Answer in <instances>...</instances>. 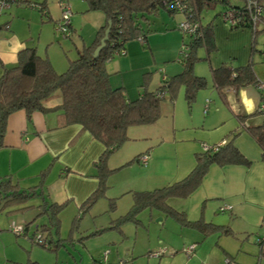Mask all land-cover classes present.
<instances>
[{
	"label": "rangeland",
	"instance_id": "374dc122",
	"mask_svg": "<svg viewBox=\"0 0 264 264\" xmlns=\"http://www.w3.org/2000/svg\"><path fill=\"white\" fill-rule=\"evenodd\" d=\"M39 1L41 3L37 0L12 2L11 13L6 11L7 15L0 17L15 19L9 28L2 29L4 33H0V38L14 42L31 37L28 43L34 44L37 53L47 57L60 74L66 70L69 61L76 59L77 49L92 42L104 24V14L88 11L85 0H67L73 13L72 26L68 27V36L63 37L60 33L55 34V23L52 24L60 19L57 0ZM44 1L55 6L50 14L47 5L42 4ZM33 3L42 5L34 8ZM18 7L32 18L36 15L38 26L26 20L25 24L19 22L18 19L24 20L15 14ZM220 12L223 10L218 3L204 9L202 23L219 19ZM40 17L48 27L42 28L39 40ZM180 18L179 13L169 16L166 12H159L152 19V29L149 27L148 46L143 48L138 40H131L127 45H134V50L129 48L128 53L114 54L106 64L111 85L124 87L128 98L135 100L141 93L158 88L162 78L180 73L181 31L175 28L167 35L159 32L163 19L177 23ZM29 25H32L31 31ZM45 30L48 37L43 39ZM261 37L264 33L258 35V39ZM201 51H198L200 58L204 56L199 54ZM111 64L113 66L109 67ZM193 72L205 75L206 87L196 93L189 105L184 98V87H179L173 101L164 96L156 122L128 129L129 139L107 159V168L111 172L105 179L104 194L93 206L86 212L80 210L87 195L81 204L68 201L63 207L58 231L50 229L48 239L53 248L54 241L60 240L56 248H43L32 239L36 226L49 224L46 215L37 216L39 209L31 208L9 216L0 214V227L5 229L0 232V264H24L29 260L39 264H182L190 258L184 253L185 248L192 245L200 264H224L225 260H229V264H255L258 258L264 259V243L259 244V239L264 240V161L260 160H252L245 169L246 173H241L245 168L242 166L211 164L201 186L191 197L168 202L174 209L184 211L190 221L202 218L205 222L228 227L230 232L227 234L218 229L203 235L197 229L180 226L156 209H143L138 214V224L127 221L119 229L110 228L112 220L130 209L133 202L131 191H151L178 181L187 172L179 174L174 181L173 175L187 167L189 173L195 165V155L204 152L203 145H216L223 139H230L232 133H236L235 141L239 142L241 132L246 135L242 141L245 138L247 144L251 142L249 134L238 124L231 108L213 87L207 61H196ZM229 96V104L233 103L235 110L237 100L232 94ZM206 100L210 102L209 109L205 110ZM252 148L254 156L250 157L260 155L254 145ZM137 155H146L147 165L137 161L127 164ZM160 177L164 179L159 180ZM110 200L114 203L113 209L109 207ZM225 205L232 210L221 212ZM12 224L28 226L24 234L17 236L10 229ZM104 252H108L105 260Z\"/></svg>",
	"mask_w": 264,
	"mask_h": 264
},
{
	"label": "trees",
	"instance_id": "16d2710c",
	"mask_svg": "<svg viewBox=\"0 0 264 264\" xmlns=\"http://www.w3.org/2000/svg\"><path fill=\"white\" fill-rule=\"evenodd\" d=\"M1 1H8L9 5L12 2H17V0ZM85 1L88 11L102 12L106 21L99 27L89 45H83L77 49L76 59L68 62L64 72L59 74L55 71L47 57L40 56L35 47L19 50L14 66L5 67L0 61L2 68L0 76V147L10 114L23 110L30 121L32 113L46 112L48 109L45 108L44 103L56 95L61 99V104L54 109L57 112V127L78 125L81 132L89 133L103 146V151L94 164L98 186L81 204L82 212L88 211L97 198L104 194L105 179L111 172L107 168V159L129 139L128 129L132 126L156 122L160 117V104L164 96L167 95L173 101L179 87H184V98L188 105L194 100L196 93L206 87L204 77L197 76L193 72L196 61H208V56L216 51L212 28L214 18L202 23L201 12L204 9L211 8L218 3L223 12L232 10L236 14V24L229 27L231 30L248 29L253 40L257 34L264 33V15H261L258 23L253 24L244 7L246 0ZM254 1L264 7V0ZM176 3L180 4V10L175 6ZM161 11L169 15L182 13L183 19L189 23H199L196 35L182 34L180 50L182 71L180 73L163 78L160 86L154 91L143 92L137 99L129 100L123 87L111 86L106 64L116 51L121 49L125 53L124 44L128 41L141 37L144 40L141 45L145 46L146 37L153 26L152 19ZM223 12H220L219 15ZM108 19L111 26L106 46L94 58L93 51L99 46L100 40L104 36ZM252 48L254 50V46ZM201 49L204 51L202 58L198 55V51ZM210 75L213 87L220 99L231 108L243 130L256 142L261 151V160H264V117L257 111L262 117V123L248 126L245 123L247 116L236 113L232 103L229 104L230 91H238L247 85L255 87L258 83L252 62L248 61L247 64L239 67H233L230 63H222L216 68H211ZM235 136L236 133H232L230 139H223L214 145L217 146L214 151L203 150V153L196 154L193 169L180 180L151 191H131L133 202L130 209L124 215L112 220L110 228L119 229L127 221L138 224V214L143 209H156L164 216L174 219L180 226L197 229L203 235L218 229H223L226 234L229 233L228 227L205 222L202 218L194 221L188 220L184 211L174 209L168 202L170 199L189 198L200 187L211 164L248 167L251 162L235 147L233 143ZM140 156H135L127 164L133 161L139 162ZM39 175H43V173ZM42 187V176L37 185L28 188H21L10 177H0V214L9 216L23 213L31 208L39 209L37 216L46 215L49 224L45 223L35 227L32 237L40 234L42 241L34 243L53 250L61 242L56 240L54 248L50 246L48 240L51 235L50 229L58 231L59 214L68 201L61 204L48 202ZM36 201L39 203L34 204ZM109 207L114 208L113 201L109 203ZM27 226H23L24 232L22 233H25ZM50 240L53 241L52 238ZM262 243L264 240L259 239V244L262 245ZM24 264L38 263L27 261Z\"/></svg>",
	"mask_w": 264,
	"mask_h": 264
},
{
	"label": "crops",
	"instance_id": "0c3cea01",
	"mask_svg": "<svg viewBox=\"0 0 264 264\" xmlns=\"http://www.w3.org/2000/svg\"><path fill=\"white\" fill-rule=\"evenodd\" d=\"M37 1L40 2L39 0ZM33 4L35 6H33ZM33 4L32 7L34 8H38L39 5L42 4L47 5L49 14L50 11H54L55 7L53 3L48 5L47 1H44L42 4ZM12 9L13 6L10 4L9 8L3 10L2 14H5L4 16H6V11L11 13ZM16 9L15 14H19L24 20L23 22L18 19L19 22L25 24L26 20L28 23L38 26V18L36 15H33L32 18V15H27V13L22 11L20 7ZM4 16L0 17V33H4L2 29L5 26L9 28L12 20L15 19L14 17H10L9 19L6 17L4 18ZM180 16L181 18L178 22L183 21V16L181 14ZM41 19L42 17H40L42 25L40 26L39 40L41 38L42 28L45 29L47 26V24ZM58 19L53 21L52 24L56 23ZM105 21L106 18L104 15V23ZM177 23H168L167 20L163 19L159 30V32H161L160 34L167 35L166 33H168V31L177 28ZM71 26L72 23L70 19V27ZM153 28L156 29V27ZM212 28L216 51L208 56L207 66L209 71L211 68H216L222 63H230L233 67H239L247 64L249 61L252 62L253 71L258 82L264 83V37L258 39L259 33L253 40L250 30H231L220 18L213 21ZM29 30H32V25H29ZM46 32L48 31L45 30L43 39L48 37ZM149 33H151V31ZM148 35L146 37L145 46L142 45L143 48H145L146 45L148 46ZM28 39H31V37L25 39L19 38L14 42H11L9 39L6 40L0 38V61L5 67L15 65L17 52L19 50L34 46V44L31 45L28 43ZM4 43L6 44V47L3 46ZM252 46H254V50ZM124 47L126 53H128L129 48L132 50L135 49L134 45L132 46L131 43H128L127 45V42L124 44ZM199 54L203 56L204 51H201ZM171 56H174V54L172 53ZM110 66L112 67L113 65L111 64L109 67ZM1 74L2 68L0 67V76ZM194 74L201 77L205 76L199 73ZM123 90L128 98L124 87ZM230 94H232L238 103L235 106L234 111L240 115L247 116V118H245V123L248 124V126H255L262 123V117L257 113V108L260 103V92L253 85H247L240 88L238 91H230ZM60 104L61 99L58 95L48 99L44 103L45 108L48 110L44 113L38 111L32 113L30 121L27 119L23 110L13 112L9 115L7 118L6 131L0 147V177H10L11 180L17 182L21 188H28L37 185L42 176V189L48 202L61 204L65 201H69L75 203L80 202L79 204H81L82 200L87 195L89 196L98 186V180L95 177L96 167L94 164L102 153L103 146L94 140L89 133L81 132L78 125L57 127V112L54 111V109ZM207 109L209 108L207 107ZM236 121L238 122L237 119ZM238 124L240 123L238 122ZM241 133L239 134L241 138L239 142H237V139L235 141L236 137L233 140V143L239 152L251 163L252 160L264 161L261 160V151L256 142L251 138V142L247 144L245 138H243L242 141V137H244L243 135L245 134L241 135ZM246 144L247 146H245ZM252 145L258 149L260 155L250 157L254 156ZM230 166L232 165H226L223 167ZM233 166L241 167V165ZM248 167L242 166L244 170H241V173H246L247 171L245 169H248ZM182 172H187V175L188 167L181 169L173 175V181L177 180L174 178H178L180 176L179 174H183ZM41 173H43V175H39ZM160 178L161 179H157H164L163 177ZM38 203L39 202H36V204ZM231 210L232 208L225 211ZM18 220L22 221L20 218H18ZM159 221L162 220L159 219ZM4 230V227H0V232ZM187 257L190 258L186 261H182V264L201 263L195 248L193 253ZM255 264H264V259L258 258Z\"/></svg>",
	"mask_w": 264,
	"mask_h": 264
},
{
	"label": "built area",
	"instance_id": "2783aa9c",
	"mask_svg": "<svg viewBox=\"0 0 264 264\" xmlns=\"http://www.w3.org/2000/svg\"><path fill=\"white\" fill-rule=\"evenodd\" d=\"M57 4H58V7L60 9V19H58V21L56 22L55 31H56V33H60L63 37H66L70 33L68 30V27H70V19L72 16L70 4L67 0H57ZM33 6H35V5H33ZM175 6L179 10L181 9L180 4L176 3ZM8 7H9L8 1H1L0 0V15L2 14L3 10H5ZM244 7L246 9L247 14H249V16H250V21L253 24L258 23L261 19V15H264V7L259 5L254 0H246ZM181 15H182V13H181ZM220 18L225 22V24H227L228 27L234 26L236 24V14L232 10L223 12L220 15ZM198 24L199 23H197V22L189 23L188 21L183 19V21H181L177 25V28L181 31V33L183 35L195 36ZM137 40L141 44L144 42V40L141 37H138ZM114 54H124V52H123V50L120 49V50L116 51V53H114ZM255 88L260 92V103L258 105L257 111L262 117H264V83L258 82L256 84ZM209 102H210L209 100H206L205 107H204L205 110L207 109ZM216 147L217 146H214V145L210 146V147L203 145V150L204 151H207V150H213L214 151L216 149ZM147 161H148V158L146 155H141L139 157V163H141L142 165H146ZM230 208H231L230 206H224L221 208V212L225 211V210H230ZM10 229L16 235L24 234V233H22V232H24L23 226L17 227V226H14V224H12ZM32 239L34 242L42 241L40 234H36V236L32 237ZM193 251H194V246L192 245V246L185 248L184 253L187 256H189L190 254L193 253ZM107 254H108V252L103 253V260L106 259ZM229 263H230L229 260L224 261V264H229Z\"/></svg>",
	"mask_w": 264,
	"mask_h": 264
},
{
	"label": "water",
	"instance_id": "95a60500",
	"mask_svg": "<svg viewBox=\"0 0 264 264\" xmlns=\"http://www.w3.org/2000/svg\"><path fill=\"white\" fill-rule=\"evenodd\" d=\"M110 26H111V24H110V20L108 19V20H107V27H106L105 32H104V36H103V38L100 40V44H99V46H97V47L94 49V51H93V57H94V58H96V57L98 56L99 52L105 48V46H106V42H107V39H108V34H109V31H110Z\"/></svg>",
	"mask_w": 264,
	"mask_h": 264
}]
</instances>
